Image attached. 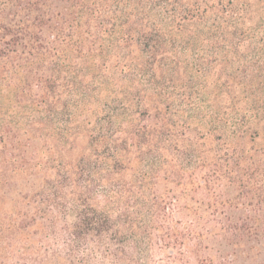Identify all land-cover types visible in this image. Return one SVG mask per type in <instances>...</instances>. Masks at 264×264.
Listing matches in <instances>:
<instances>
[{"label": "trees", "instance_id": "16d2710c", "mask_svg": "<svg viewBox=\"0 0 264 264\" xmlns=\"http://www.w3.org/2000/svg\"><path fill=\"white\" fill-rule=\"evenodd\" d=\"M0 264H264V0H0Z\"/></svg>", "mask_w": 264, "mask_h": 264}]
</instances>
